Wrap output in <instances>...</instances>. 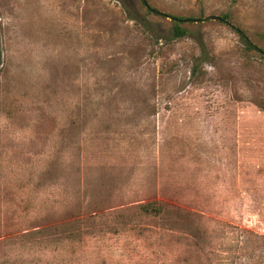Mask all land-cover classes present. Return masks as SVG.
Masks as SVG:
<instances>
[{"label": "rangeland", "instance_id": "rangeland-1", "mask_svg": "<svg viewBox=\"0 0 264 264\" xmlns=\"http://www.w3.org/2000/svg\"><path fill=\"white\" fill-rule=\"evenodd\" d=\"M147 1L0 0V264H264V0Z\"/></svg>", "mask_w": 264, "mask_h": 264}, {"label": "trees", "instance_id": "trees-1", "mask_svg": "<svg viewBox=\"0 0 264 264\" xmlns=\"http://www.w3.org/2000/svg\"><path fill=\"white\" fill-rule=\"evenodd\" d=\"M142 3H143V6L147 7V4L143 0H142ZM127 10H128V12H129V14H130V16H131V18L133 20L140 21L142 24H144L146 26L147 25H150L147 21H145L146 18H144V17H142V15H140V13H139L138 10H136L134 8H131V7L127 8ZM147 12L148 13H151L152 11L148 8V11ZM173 16H175V15H173ZM175 17L183 18V17H180V16H175ZM224 18H226V17L224 16L223 17V20H224ZM172 23H173V25H172L173 35L175 37H183V36L187 35L188 30L185 27L182 26V23H179L177 21H173ZM148 28H149V30H151L153 32L156 31V29L155 30L154 29H151L152 28L151 26L148 27ZM238 31H239V33L241 35L242 40L244 41V45H245V50L246 51L261 52V50H260L261 48L258 45H256L251 39H249L248 36L245 34L244 31H242L240 29H238ZM140 210H141V212H143L146 215H156V216H160L163 213H165L166 208H165V205H163L161 203H158L157 201H149V202L141 205L140 206Z\"/></svg>", "mask_w": 264, "mask_h": 264}, {"label": "water", "instance_id": "water-1", "mask_svg": "<svg viewBox=\"0 0 264 264\" xmlns=\"http://www.w3.org/2000/svg\"><path fill=\"white\" fill-rule=\"evenodd\" d=\"M146 4H147V7L155 14H158V15H161L162 17H165L169 20H172V21H177L179 23H190V22H195V23H199V22H202V21H206V20H209V19H215V20H223V17L222 16H218V15H209L205 18H178V17H175L173 15H171L170 13H167V12H164V11H161L160 9L158 8H154V7H151L147 0H143ZM261 52L264 54V50L263 49H260Z\"/></svg>", "mask_w": 264, "mask_h": 264}]
</instances>
